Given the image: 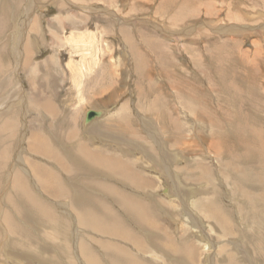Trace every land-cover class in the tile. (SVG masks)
Returning a JSON list of instances; mask_svg holds the SVG:
<instances>
[{"label":"rangeland","instance_id":"1","mask_svg":"<svg viewBox=\"0 0 264 264\" xmlns=\"http://www.w3.org/2000/svg\"><path fill=\"white\" fill-rule=\"evenodd\" d=\"M0 132V264H264V0H0Z\"/></svg>","mask_w":264,"mask_h":264},{"label":"bare ground","instance_id":"2","mask_svg":"<svg viewBox=\"0 0 264 264\" xmlns=\"http://www.w3.org/2000/svg\"><path fill=\"white\" fill-rule=\"evenodd\" d=\"M172 34V33H171ZM180 34V33H179ZM79 66V65H78ZM72 67V66H71ZM77 67V66H76ZM79 68H80V66H79ZM73 69H74V66H73ZM72 69V70H73ZM81 72V71H80ZM77 73V72H76ZM75 74V73H74ZM5 120V119H4ZM2 133L0 132V135H1ZM34 136V135H33ZM3 137H5V136H3ZM6 138V137H5ZM0 139H2V138H0ZM47 141V140H46ZM49 144V143H48ZM45 145H47V142H43V143H39V146L43 149V148H46V149H48V148H50V147H46ZM78 145V144H77ZM32 147V146H31ZM37 147V146H36ZM53 147V146H52ZM75 147H77L76 145H75ZM3 148V147H2ZM33 149V148H32ZM42 149H41V152H42ZM38 150V149H37ZM1 151V150H0ZM2 151H4V149L2 150ZM1 151V153H4V152H2ZM44 151V150H43ZM51 151V150H50ZM57 151V150H56ZM9 152V151H8ZM40 152V153H41ZM47 152V150H45V153ZM1 153H0V155H1ZM6 153V152H5ZM40 153H38V155L40 154ZM48 153V152H47ZM50 153V152H49ZM69 153V152H68ZM54 154V153H53ZM84 154V153H83ZM85 154L87 155V153L85 152ZM43 155L44 156H47V155H45L44 154V152H43ZM50 155H52L51 153H50ZM84 156V155H83ZM97 155H95V154H91V155H89L86 159H84V161L83 160H81L82 161V163L84 164V165H91V166H94V164H96L97 165V167H101V168H105L106 167V163H108L109 165H110V163L108 162V160H106V159H103L102 157V159H98V157H96ZM5 157H7V156H5ZM43 157V156H42ZM48 157V156H47ZM81 157V156H80ZM46 158V157H45ZM6 159V158H5ZM82 159V158H81ZM118 159V158H117ZM9 160V159H8ZM53 160V159H52ZM61 160V159H60ZM60 160H58V162L60 161ZM113 160V159H112ZM5 161V160H4ZM55 162V161H54ZM64 161H62V162H60V164L61 163H63ZM78 162V161H77ZM69 163V162H68ZM59 164V163H58ZM57 164V165H58ZM66 164V163H65ZM65 164H63V165H65ZM71 164V163H70ZM79 164V162L77 163V165ZM83 164H82V166H83ZM93 164V165H92ZM102 164H105V167H104V165H102ZM107 164V165H108ZM62 165V164H61ZM74 165V164H73ZM80 165H81V163H80ZM113 166L114 165H116L118 168H123L124 170H126V168H124V167H122L121 166V164H120V162L118 163V160H115L114 161V163L112 164ZM60 166V165H59ZM66 167H67V165H65ZM64 166V167H65ZM125 166V165H124ZM128 167V166H127ZM8 168V167H7ZM6 168V169H7ZM34 168V167H33ZM70 168V167H69ZM14 169V168H13ZM59 169V168H58ZM65 169V168H64ZM80 169V168H79ZM129 169V168H128ZM41 170V169H40ZM75 170V169H74ZM15 171H17V168L15 169ZM19 171V170H18ZM21 171V170H20ZM44 171V170H43ZM128 171V170H127ZM47 172V171H46ZM126 172V171H125ZM130 172V171H129ZM22 173V172H21ZM16 174H18V172H16ZM23 174V173H22ZM36 174V173H35ZM133 174V173H132ZM13 175H14V173H13ZM24 175V174H23ZM56 175V174H55ZM131 175V174H130ZM38 176V175H37ZM58 177V176H57ZM137 177V176H136ZM135 177V178H136ZM36 178V177H35ZM139 178V177H138ZM137 178V179H138ZM11 179H13V181L16 183V180L17 179H15V178H11ZM22 179V178H21ZM136 179V180H137ZM133 180H134V177H133ZM12 181V182H13ZM56 181V180H55ZM43 182H44V180H43ZM43 182H40V183H43ZM11 183V182H10ZM20 184V183H19ZM13 185V184H12ZM16 186H18V185H16ZM15 187V186H14ZM44 187H45V189H48V188H50L51 189V191H54V187L55 186H53V182L51 181V182H49V180L47 181V183L44 185ZM53 187V188H52ZM18 188V187H17ZM16 188V189H17ZM25 188V187H24ZM108 188V187H107ZM13 189V188H12ZM29 189H30V187H29ZM57 189V188H56ZM20 190V189H19ZM18 190V191H19ZM28 190V189H27ZM31 190V189H30ZM108 190V189H107ZM44 191V190H43ZM46 191V190H45ZM14 192V191H13ZM47 192V191H46ZM58 192V191H57ZM73 193V194H72ZM117 193V192H116ZM120 193V192H119ZM58 194V193H57ZM71 194L72 195H75V191L74 192H71ZM114 194H115V192H114ZM15 195V194H14ZM20 195V194H19ZM22 195V194H21ZM24 195V194H23ZM35 195V194H34ZM13 196V195H12ZM18 196V195H17ZM115 196V195H114ZM11 197V196H10ZM55 197V196H54ZM109 197V196H108ZM17 198V197H16ZM27 198V197H26ZM115 198H116V196H115ZM20 199H21V197H20ZM118 199V198H117ZM116 199V200H117ZM22 200V199H21ZM116 200H114L115 202H116ZM42 201H39V200H37L35 197H34V199H33V203H32V205H34V208L33 209H35L36 208V210H39V209H41V207L43 206V204L41 203ZM15 203H19V202H16L15 201ZM23 204V203H22ZM102 204V203H101ZM131 204V203H130ZM13 205V204H12ZM19 205H20V203H19ZM31 205V204H30ZM17 206H18V204H17ZM17 206H16V208H17ZM136 206V205H135ZM102 207V206H101ZM134 207V206H133ZM15 208V207H14ZM49 208V207H48ZM48 208H46V209H44V207L41 209V211H40V213H41V217H46V216H48V212H46V211H44V210H47ZM130 209V208H129ZM137 209V208H136ZM49 210H50V208H49ZM48 210V211H49ZM20 211V210H19ZM38 211V212H39ZM129 211V210H128ZM110 212V211H109ZM130 212V211H129ZM145 212V211H144ZM111 213V212H110ZM132 213V212H131ZM37 214V213H36ZM53 214V213H52ZM86 214H87V212H86ZM83 215V214H82ZM83 216H85V215H83ZM89 216V215H88ZM146 216V215H145ZM47 218V217H46ZM216 219H218V218H216ZM45 220V219H44ZM219 220V219H218ZM49 221V220H48ZM56 221H57V219H56ZM120 221V220H119ZM50 222V221H49ZM219 222V221H218ZM85 224L87 223V222H84ZM120 223H121V221H120ZM15 224V223H14ZM59 224H61V223H59ZM16 225V224H15ZM54 226V225H53ZM16 227V226H15ZM55 227H56V225H55ZM92 227V226H91ZM11 229V228H10ZM20 229V228H19ZM13 231V230H12ZM95 231V230H94ZM20 232V231H19ZM64 233V232H63ZM23 234V233H22ZM63 236V235H62ZM128 239H132V240H128V241H130L131 243H133V244H136V245H138V243L136 242V241H133V238H132V236L130 235V234H128ZM65 238V237H64ZM24 244V243H23ZM26 244V243H25ZM161 244H163L162 242H161ZM28 245V244H27ZM183 247V246H182ZM181 247V248H182ZM139 249L140 248H142V247H138ZM181 248H180V250H181ZM88 250V249H87ZM89 251H90V249H89ZM181 252H183V248H182V250H181ZM90 253V252H89ZM141 253V252H140ZM84 254V253H83ZM181 254H183V253H181ZM132 261V260H131ZM138 264V263H137ZM145 264V263H144Z\"/></svg>","mask_w":264,"mask_h":264},{"label":"water","instance_id":"3","mask_svg":"<svg viewBox=\"0 0 264 264\" xmlns=\"http://www.w3.org/2000/svg\"><path fill=\"white\" fill-rule=\"evenodd\" d=\"M100 113L96 111H89L86 116V121L89 123L99 117Z\"/></svg>","mask_w":264,"mask_h":264},{"label":"crops","instance_id":"4","mask_svg":"<svg viewBox=\"0 0 264 264\" xmlns=\"http://www.w3.org/2000/svg\"><path fill=\"white\" fill-rule=\"evenodd\" d=\"M94 39H96V38H94ZM94 39L91 38V37H89V38H88V42H89L90 40H93V41H94ZM88 42H87V43H88ZM96 44H97V42H95V43L89 42V43H88V45L91 46V47H95ZM98 51L100 52L101 50L99 49ZM109 60H110V59H109ZM94 70H95V67H92V68L90 67V71H94Z\"/></svg>","mask_w":264,"mask_h":264}]
</instances>
